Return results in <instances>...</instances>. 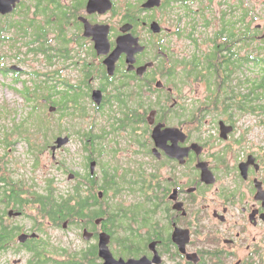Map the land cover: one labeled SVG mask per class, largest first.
Masks as SVG:
<instances>
[{
    "label": "flooded vegetation",
    "instance_id": "obj_1",
    "mask_svg": "<svg viewBox=\"0 0 264 264\" xmlns=\"http://www.w3.org/2000/svg\"><path fill=\"white\" fill-rule=\"evenodd\" d=\"M109 261L264 264V0H0V264Z\"/></svg>",
    "mask_w": 264,
    "mask_h": 264
},
{
    "label": "trees",
    "instance_id": "obj_2",
    "mask_svg": "<svg viewBox=\"0 0 264 264\" xmlns=\"http://www.w3.org/2000/svg\"><path fill=\"white\" fill-rule=\"evenodd\" d=\"M79 174V173H78ZM80 177V174L78 175ZM75 189H67L63 191L62 193V200H61V206L62 211H71V210H85L86 209V195L88 194V185L86 183V180L82 179V181H77V183L74 185ZM112 189V188H109ZM76 200V206H72V202Z\"/></svg>",
    "mask_w": 264,
    "mask_h": 264
},
{
    "label": "rangeland",
    "instance_id": "obj_3",
    "mask_svg": "<svg viewBox=\"0 0 264 264\" xmlns=\"http://www.w3.org/2000/svg\"><path fill=\"white\" fill-rule=\"evenodd\" d=\"M70 152L71 153H67V154L62 156L64 163L66 164L67 168H69L70 172H72V173L81 172L82 173V169H85L82 155L74 153L73 149H70ZM70 159L73 160V164L70 161ZM74 160H75V163H74ZM64 183H65V179H64ZM113 194L114 193H111V195H113Z\"/></svg>",
    "mask_w": 264,
    "mask_h": 264
},
{
    "label": "water",
    "instance_id": "obj_4",
    "mask_svg": "<svg viewBox=\"0 0 264 264\" xmlns=\"http://www.w3.org/2000/svg\"><path fill=\"white\" fill-rule=\"evenodd\" d=\"M67 143V139H59L58 140V142H57V144H58V146L60 147V146H62V145H64V144H66ZM92 168H93V166H92ZM72 177L71 176H69V179H71ZM109 263L110 264H125V263H118V262H115V261H109ZM128 264H135L134 262H131V263H128Z\"/></svg>",
    "mask_w": 264,
    "mask_h": 264
}]
</instances>
